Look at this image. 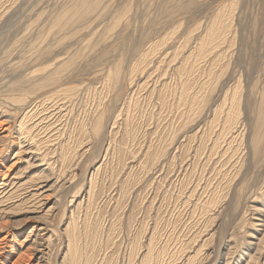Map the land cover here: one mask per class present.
<instances>
[{
  "label": "rangeland",
  "instance_id": "1",
  "mask_svg": "<svg viewBox=\"0 0 264 264\" xmlns=\"http://www.w3.org/2000/svg\"><path fill=\"white\" fill-rule=\"evenodd\" d=\"M0 122V264H264V0H0Z\"/></svg>",
  "mask_w": 264,
  "mask_h": 264
},
{
  "label": "bare ground",
  "instance_id": "2",
  "mask_svg": "<svg viewBox=\"0 0 264 264\" xmlns=\"http://www.w3.org/2000/svg\"><path fill=\"white\" fill-rule=\"evenodd\" d=\"M178 41V39H176ZM32 100V99H31ZM34 101H31V103L35 102V99H33ZM31 103H27L26 105H24L23 108H25L27 105H31ZM32 110V109H31ZM27 118V117H26ZM38 121V120H37ZM34 125V124H33ZM57 127V126H56ZM44 128V127H43ZM58 128V127H57ZM38 129V128H37ZM46 129V128H45ZM12 132V131H11ZM22 135H24L21 132ZM20 131H19V135L21 136ZM9 138V131L6 129L4 122H0V140H5ZM14 138V136H13ZM18 140V139H17ZM21 143V142H20ZM27 143V142H26ZM17 144V143H16ZM25 145V144H23ZM24 149V148H23ZM31 154V153H30ZM33 154V153H32ZM0 155H2V153H0ZM35 155V152H34ZM37 159V158H36ZM40 163V162H39ZM38 164V163H37ZM14 165V164H13ZM12 165V166H13ZM11 167V166H10ZM99 168V167H98ZM11 170L10 168H7V170L5 171V173L3 175V179L2 182H0V194H3L7 187L10 185L12 178H10L12 176V174L10 173ZM36 185V184H35ZM43 229V228H42ZM6 237H2L0 238V251H5L6 249L4 248V245H6ZM6 253V252H5ZM4 253L3 256H5L6 254ZM30 254H23L20 256H16V254H13L12 260L11 261H7L4 264H28V262L30 261ZM6 258L10 259V254H8L6 256Z\"/></svg>",
  "mask_w": 264,
  "mask_h": 264
}]
</instances>
